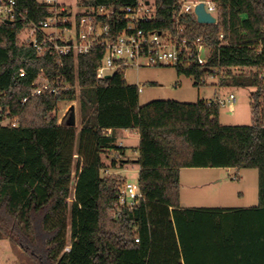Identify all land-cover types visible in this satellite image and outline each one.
<instances>
[{
  "label": "trees",
  "instance_id": "obj_1",
  "mask_svg": "<svg viewBox=\"0 0 264 264\" xmlns=\"http://www.w3.org/2000/svg\"><path fill=\"white\" fill-rule=\"evenodd\" d=\"M138 2L78 5L119 12ZM181 4L154 0V18L138 26L188 46L201 38L207 63L200 65L194 53L175 66L177 73L198 86L217 77L219 87L251 88V124H222L215 97L141 105L127 67L110 78L97 76L100 49L62 59L52 50L39 54L21 39L27 20L48 14L37 0H18L23 16L0 23V239L9 241L14 264H238L232 246L238 211L184 207L180 172L256 168L264 206V0H215L214 24L178 15ZM41 70L50 77L64 73L71 88L31 96ZM61 101L79 102L80 128L59 122ZM117 130L139 133L134 162L142 198L133 207L118 205L126 180L104 172L133 161L119 156Z\"/></svg>",
  "mask_w": 264,
  "mask_h": 264
},
{
  "label": "built area",
  "instance_id": "obj_2",
  "mask_svg": "<svg viewBox=\"0 0 264 264\" xmlns=\"http://www.w3.org/2000/svg\"><path fill=\"white\" fill-rule=\"evenodd\" d=\"M37 1L47 7L48 14L38 22L27 20L21 33L22 41L31 44L39 54L52 50L61 59L70 54L85 55L100 49L103 56L97 68L99 78L111 76L123 67L141 66L143 60L149 65L182 66L186 56L196 53L200 65L208 61V45L201 38L188 46L185 40L179 41L168 32L146 31L138 26L139 22L154 18V2L149 0H139L136 6L122 8L119 12L106 5H78L76 10L58 0ZM199 3H204L205 9L216 17L218 23L215 0H182L178 15L193 13L196 17L194 10ZM18 16H23L18 0H0V23L14 21ZM21 74H25L24 69ZM70 88L64 73L50 77L41 70L33 82L30 95L46 92L57 95ZM141 90L139 86V92ZM215 99L220 106L228 105L232 110L236 103L233 92L225 97L217 95ZM8 121L12 125L18 122L17 119ZM107 133L111 134L110 130ZM104 172L110 174L108 168ZM141 198L138 182L126 180L119 192L118 205L133 207Z\"/></svg>",
  "mask_w": 264,
  "mask_h": 264
},
{
  "label": "rangeland",
  "instance_id": "obj_3",
  "mask_svg": "<svg viewBox=\"0 0 264 264\" xmlns=\"http://www.w3.org/2000/svg\"><path fill=\"white\" fill-rule=\"evenodd\" d=\"M58 1L70 8L79 9L78 0ZM149 1L154 2V0ZM141 63V66H131L125 70L127 81L142 88L139 93L141 105L153 100L167 99L190 103L197 102L207 96L213 98L215 90L218 89L223 97L230 92L236 95L235 111L230 110L228 105L219 107L220 122L225 125H248L252 123L251 88H218L217 77H209L206 84L198 86L193 77L185 74L179 75L175 66L149 65L146 60L141 61ZM72 104H75L76 125L80 128L78 101L59 102V122L65 121L63 118ZM130 142L126 141V157L134 160L138 157V150L131 147ZM106 163L109 164L110 161L106 160ZM110 169L114 173L118 172L120 167H111ZM123 174H126L130 181H137L138 179V171L134 165ZM257 192L258 170L256 168L210 167L186 168L182 171L181 199L187 208H233L243 203V200L240 199L241 193L248 199V197L256 196ZM68 249L69 247L66 250ZM14 260L9 241L0 239V264H14Z\"/></svg>",
  "mask_w": 264,
  "mask_h": 264
},
{
  "label": "crops",
  "instance_id": "obj_4",
  "mask_svg": "<svg viewBox=\"0 0 264 264\" xmlns=\"http://www.w3.org/2000/svg\"><path fill=\"white\" fill-rule=\"evenodd\" d=\"M217 87L222 88L218 85ZM217 95L221 96L218 89L215 90L214 97ZM205 99H211V97L207 96ZM235 106L236 103L233 107L234 111L236 110ZM229 109L232 110L231 108ZM110 132L112 133V130H110ZM115 137L117 145L119 146V144H121L123 147V150L121 151L123 154L119 156L122 160L127 161L128 158L126 157L125 150L126 141H131L130 146L137 149L139 145V133L135 130H117L115 132ZM114 153L117 155L119 150H115ZM136 159L130 163H125L120 167L118 172L114 173L120 174L125 180H129L128 176L123 173L128 172L129 168L133 167V165L139 173V165L134 162ZM108 169L110 170V173H113L110 168ZM184 169L186 168L181 169L180 177ZM246 198L247 197L241 193L240 199L243 200V203L240 204V206L233 207L235 211H238L236 212V220L233 224L234 233L232 246L233 252L235 253L234 260L238 264H264V206L260 204L259 192H257L256 196L248 197V199Z\"/></svg>",
  "mask_w": 264,
  "mask_h": 264
},
{
  "label": "water",
  "instance_id": "obj_5",
  "mask_svg": "<svg viewBox=\"0 0 264 264\" xmlns=\"http://www.w3.org/2000/svg\"><path fill=\"white\" fill-rule=\"evenodd\" d=\"M198 23L201 24H214L216 23L217 19L215 16H213L211 13H209L205 9L204 3H199L194 10ZM10 23V21L8 22ZM111 76L108 75L106 78H110ZM65 120V124L69 126L76 125V107L75 104H72L67 111L65 117L63 118Z\"/></svg>",
  "mask_w": 264,
  "mask_h": 264
}]
</instances>
